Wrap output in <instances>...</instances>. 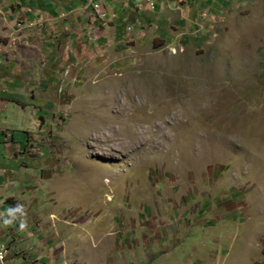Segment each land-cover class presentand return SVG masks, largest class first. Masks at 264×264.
Wrapping results in <instances>:
<instances>
[{
  "label": "rangeland",
  "instance_id": "rangeland-1",
  "mask_svg": "<svg viewBox=\"0 0 264 264\" xmlns=\"http://www.w3.org/2000/svg\"><path fill=\"white\" fill-rule=\"evenodd\" d=\"M254 1L198 7L152 49L129 35L123 49L72 52L76 62L45 31V53L36 37L30 49L15 40L18 64L0 69L15 79L0 149L25 184L0 222L8 264L21 253L25 264H264V0ZM23 232L34 249L17 246Z\"/></svg>",
  "mask_w": 264,
  "mask_h": 264
},
{
  "label": "crops",
  "instance_id": "crops-1",
  "mask_svg": "<svg viewBox=\"0 0 264 264\" xmlns=\"http://www.w3.org/2000/svg\"><path fill=\"white\" fill-rule=\"evenodd\" d=\"M99 1L100 12L104 14L103 18L94 13L91 7L93 0H0V37H4L3 42L0 41V69L8 70L15 63V58L18 59V53H15L13 49L18 47L15 40L19 38L20 42L17 43H20V48L30 49V40L36 37L39 41L34 45V48L38 49L39 53H45V32L49 36L53 35L56 42L54 49H57V54L66 56V61L70 59L69 55L73 57L72 52L75 51L87 53L88 50L92 52L91 49H115V47L123 49L121 45L129 35L134 38L132 47L145 44L146 49H152L160 42L164 43L165 40L172 37V33L175 32L174 27H177L181 22L180 16L186 20L191 11L197 10L198 7H207L214 12L225 4L229 6L231 4L234 9L242 5L247 7L255 2L254 0H153L156 9L151 11L145 6L146 0ZM180 7H185V9L182 11L179 9ZM16 21L21 24L16 26ZM4 27L5 29H3ZM126 28H130V30L126 31ZM157 40L159 42L155 43ZM80 58L78 61L81 60ZM72 59L76 62L77 58L73 57ZM23 61L19 60L20 63ZM59 61L61 58L57 60V62ZM73 61L70 62L71 65H75ZM32 80L36 84L43 82L37 78ZM27 81L30 82V79ZM14 82L15 79L10 77V73H7L6 77L0 76V103H9V100L14 98L12 93ZM28 82L23 80L17 85L28 86ZM21 96L26 100L24 95ZM16 100L20 101L18 98ZM30 104L33 102L30 101ZM0 108L4 107L0 106ZM7 109L8 107H5L4 110ZM11 109L13 110V108ZM24 119L21 117L20 120ZM8 121L12 122L13 119ZM0 138V141L4 140L2 134H0ZM13 167L14 164L0 149V222L5 219V211L10 209L8 198L15 197L17 189L21 191V186L25 184L18 181L17 185H14L15 177L12 172L15 176L16 170ZM18 173L21 176V172ZM24 233L21 234L20 243L17 246L25 251L34 249L35 243L34 246L24 248V244L35 242V238L23 241L22 238L27 236ZM11 240L6 239L0 243L10 244L12 254L15 249L13 250L14 243ZM23 255L21 253L20 257H17V260L12 264L27 263L29 259L26 257L29 255L22 258ZM9 259L11 262L13 261L11 255Z\"/></svg>",
  "mask_w": 264,
  "mask_h": 264
},
{
  "label": "built area",
  "instance_id": "built-area-1",
  "mask_svg": "<svg viewBox=\"0 0 264 264\" xmlns=\"http://www.w3.org/2000/svg\"><path fill=\"white\" fill-rule=\"evenodd\" d=\"M145 2L151 7L154 6L153 0H146ZM91 6H92L94 13L97 16H99L100 18L104 17V14L100 12L101 6H100L99 0H93ZM127 30H130V28H127ZM10 255H11V247L7 244L0 243V264H7Z\"/></svg>",
  "mask_w": 264,
  "mask_h": 264
},
{
  "label": "clouds",
  "instance_id": "clouds-1",
  "mask_svg": "<svg viewBox=\"0 0 264 264\" xmlns=\"http://www.w3.org/2000/svg\"><path fill=\"white\" fill-rule=\"evenodd\" d=\"M15 211H22V206H17V208L15 209ZM5 223H11L10 220H6Z\"/></svg>",
  "mask_w": 264,
  "mask_h": 264
},
{
  "label": "trees",
  "instance_id": "trees-1",
  "mask_svg": "<svg viewBox=\"0 0 264 264\" xmlns=\"http://www.w3.org/2000/svg\"><path fill=\"white\" fill-rule=\"evenodd\" d=\"M7 202H8V203H10V201H9V200H8Z\"/></svg>",
  "mask_w": 264,
  "mask_h": 264
}]
</instances>
